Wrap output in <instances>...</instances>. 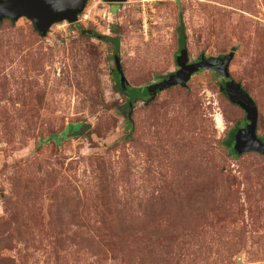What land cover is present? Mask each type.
<instances>
[{
  "label": "rangeland",
  "instance_id": "rangeland-1",
  "mask_svg": "<svg viewBox=\"0 0 264 264\" xmlns=\"http://www.w3.org/2000/svg\"><path fill=\"white\" fill-rule=\"evenodd\" d=\"M184 48L233 53L264 143V0H88L45 36L0 20V264H264V155L232 153L248 120L220 74L119 91L114 56L146 89Z\"/></svg>",
  "mask_w": 264,
  "mask_h": 264
},
{
  "label": "water",
  "instance_id": "water-1",
  "mask_svg": "<svg viewBox=\"0 0 264 264\" xmlns=\"http://www.w3.org/2000/svg\"><path fill=\"white\" fill-rule=\"evenodd\" d=\"M106 3L121 4L126 0H104ZM88 0H0V20L9 18L13 21L25 18L31 21L41 36H45L53 24L59 22L75 23L78 15L84 10ZM233 53L224 58L202 59L198 63L187 64L186 50L181 49L176 60L179 70L165 81L146 88V92L155 96L157 92L173 86L184 87L191 76L199 71L211 70L218 72L224 82V91L228 100L241 108L247 116L248 125L245 130H239L234 135L233 153L240 155L245 152H256L264 155V143L260 142L255 134L257 123V109L251 98L243 92L238 84L229 78L228 66ZM115 72L119 85L125 88L126 81L120 70V61L114 56ZM131 107V106H130ZM131 109V108H130ZM88 129V125L81 126L71 133L80 136Z\"/></svg>",
  "mask_w": 264,
  "mask_h": 264
},
{
  "label": "trees",
  "instance_id": "trees-1",
  "mask_svg": "<svg viewBox=\"0 0 264 264\" xmlns=\"http://www.w3.org/2000/svg\"><path fill=\"white\" fill-rule=\"evenodd\" d=\"M111 42L113 43L114 47H117V40L116 39H111ZM183 45H184V37H183V33L181 31V34H180V47L183 48ZM122 89L123 88L119 87V91H121V92L127 91L130 99L140 98L141 96L146 94V89H135V88H130L129 89L127 85L125 86V88L123 90ZM232 138H233V143H234V136H232ZM232 138H231V140H232ZM231 144H230L229 147H231ZM232 153H233V150H232Z\"/></svg>",
  "mask_w": 264,
  "mask_h": 264
},
{
  "label": "built area",
  "instance_id": "built-area-1",
  "mask_svg": "<svg viewBox=\"0 0 264 264\" xmlns=\"http://www.w3.org/2000/svg\"><path fill=\"white\" fill-rule=\"evenodd\" d=\"M141 1H145L146 3H152L153 2V0H141ZM83 18L86 19L87 16H83Z\"/></svg>",
  "mask_w": 264,
  "mask_h": 264
},
{
  "label": "flooded vegetation",
  "instance_id": "flooded-vegetation-1",
  "mask_svg": "<svg viewBox=\"0 0 264 264\" xmlns=\"http://www.w3.org/2000/svg\"><path fill=\"white\" fill-rule=\"evenodd\" d=\"M7 19H9V18H7ZM11 20V19H10Z\"/></svg>",
  "mask_w": 264,
  "mask_h": 264
}]
</instances>
